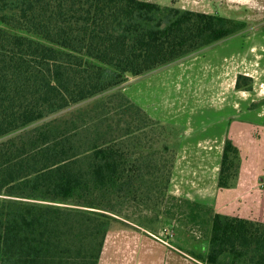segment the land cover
<instances>
[{
	"label": "trees",
	"instance_id": "trees-1",
	"mask_svg": "<svg viewBox=\"0 0 264 264\" xmlns=\"http://www.w3.org/2000/svg\"><path fill=\"white\" fill-rule=\"evenodd\" d=\"M245 28L154 0H0V264H99L132 204L206 224L203 264H264V221L170 194L179 134L116 90ZM241 163L227 137L219 189Z\"/></svg>",
	"mask_w": 264,
	"mask_h": 264
},
{
	"label": "rangeland",
	"instance_id": "rangeland-1",
	"mask_svg": "<svg viewBox=\"0 0 264 264\" xmlns=\"http://www.w3.org/2000/svg\"><path fill=\"white\" fill-rule=\"evenodd\" d=\"M163 3H170L183 8L192 10H198L207 13H219L224 16L236 18L246 22V28L235 35L227 37L217 43H214L213 48L217 53L226 55L230 59H241L242 66L235 64L234 76L237 72L250 75L254 79L253 88L242 92H235L233 94V101L236 104L239 102L237 109L234 110V117L247 115L251 119L257 120V125H251L249 135L239 130V138L237 143L241 147V171L238 184L234 188H228L221 190L220 195H228L231 202L225 203L220 207V212L258 219L264 221V0H154ZM242 46L244 50H242ZM242 50L241 54L240 51ZM209 51V50H206ZM181 59L159 67L154 72H149L150 76L160 75V73H167L156 78L165 79L169 77L168 71H173L177 67ZM137 76H130V79H135ZM129 79V80H130ZM129 80L125 82L116 90L125 88L129 90ZM194 85V84H193ZM195 86L191 89H195ZM156 89L159 88V84L156 83ZM188 87L185 88V84L179 86L175 84H169V95L172 100H179L181 97L189 92ZM112 91L108 92L111 93ZM190 93V92H189ZM99 97L83 101L68 109H65L59 113L48 117L56 118L69 115L73 111L85 107L96 101ZM186 105L193 107L189 112L179 119L186 121H192L190 125L183 124L177 125L174 121H165L171 126L177 133L183 134L188 126L195 127L197 129L200 126L201 118L206 122H213L219 119L221 116H229L230 109L223 110L220 107L221 102H210L208 97H204L202 101L191 100L187 98ZM194 106H196L194 108ZM239 109V111H238ZM243 132V134H242ZM176 144L178 157L179 139ZM176 165V162H175ZM175 168V167H174ZM174 172V171H173ZM186 173V172H185ZM173 177V176H172ZM213 180L208 184L210 188L213 185ZM213 188V186H212ZM215 189V188H213ZM220 193V192H219ZM170 194L174 195L170 192ZM177 196V195H175ZM186 198L184 196H177ZM186 206L184 207V209ZM177 210L175 208H168ZM123 215L124 219L128 221V225L123 223H115L113 228L109 232L105 247L100 259L99 264H164L161 261L160 252L166 245L159 242L156 238H152L145 233H142L147 237L143 238L141 242H135L133 233L140 232L141 228L148 229L154 233H158L157 236L163 240L169 238L178 240L181 244L182 239L185 243L186 240L194 239L197 243L204 242L206 239V224L197 225L189 222L182 216L179 218H169L163 212H157L156 210H149L142 206L132 204L131 207L125 211ZM156 212L159 214H156ZM202 214L203 211H202ZM184 218V220H183ZM140 229V230H139ZM163 233V234H162ZM133 239V240H132ZM186 239V240H185ZM172 241V240H171ZM190 250L188 249L187 252Z\"/></svg>",
	"mask_w": 264,
	"mask_h": 264
},
{
	"label": "crops",
	"instance_id": "crops-1",
	"mask_svg": "<svg viewBox=\"0 0 264 264\" xmlns=\"http://www.w3.org/2000/svg\"><path fill=\"white\" fill-rule=\"evenodd\" d=\"M213 44L203 48L202 50L182 58L175 70L168 71L169 79L165 83V79L156 78L160 75L150 76L146 73L137 76L135 79L129 80V90H122L137 104L142 106L153 118L160 121H174L177 125L188 124L190 121L183 123L184 119H179L186 115L193 107L188 108L186 105L187 98L198 100L199 102L208 97V101L221 102L220 107L223 110L230 109L229 116H221L213 122H206L201 118L200 126H188L183 134H179L178 157L173 172L170 185V192L177 196H184L187 199L199 201L202 203L213 205L215 210L220 211L225 203L231 202L228 195H220L221 190L218 187V177L223 154L224 144L227 137L231 138L238 146L239 130L242 129L246 135H249L251 125H257L255 119L249 116L234 117V110L237 109L239 102L233 101V94L246 90H237L235 87L236 76H234L235 64L242 66L239 55L238 59L227 58L226 55L217 53L213 48ZM209 50V51H206ZM156 70V69H155ZM188 87L186 95L180 96L179 100H172L169 95V84L181 85ZM156 83L160 89H156ZM195 86V89H191ZM196 106H194L195 108ZM239 111V109H238ZM186 113V114H185ZM264 119L262 120V122ZM251 126V127H250ZM242 132V134H243ZM240 147V146H239ZM241 149V147H240ZM242 151V150H241ZM186 172V173H185ZM213 180V189L209 182ZM234 188V187H233ZM220 192V193H219ZM140 230V229H139ZM142 233L156 238L159 242L166 245L160 252V258L164 264H203L189 252L195 250L198 243L194 239H182L179 245L178 240L166 237L163 240L157 234L148 229L141 228L140 232L133 233L134 241L141 242L146 238ZM163 234V233H162ZM170 236V235H169ZM133 240V239H132ZM172 240V241H171ZM190 250L187 252V250ZM156 262L153 261L152 264Z\"/></svg>",
	"mask_w": 264,
	"mask_h": 264
}]
</instances>
